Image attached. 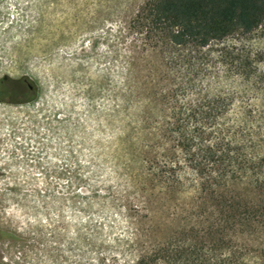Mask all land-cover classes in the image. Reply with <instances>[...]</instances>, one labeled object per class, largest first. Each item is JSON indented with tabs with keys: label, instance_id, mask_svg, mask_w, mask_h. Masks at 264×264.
Instances as JSON below:
<instances>
[{
	"label": "rangeland",
	"instance_id": "obj_1",
	"mask_svg": "<svg viewBox=\"0 0 264 264\" xmlns=\"http://www.w3.org/2000/svg\"><path fill=\"white\" fill-rule=\"evenodd\" d=\"M146 1L2 0L1 264H167L174 232L204 236L211 203L169 131L175 75L128 28ZM203 52L195 84L229 98L222 119L264 156V22ZM172 160L178 176H154ZM252 179L225 188L264 198ZM226 239L217 253L264 264L260 223Z\"/></svg>",
	"mask_w": 264,
	"mask_h": 264
},
{
	"label": "trees",
	"instance_id": "obj_2",
	"mask_svg": "<svg viewBox=\"0 0 264 264\" xmlns=\"http://www.w3.org/2000/svg\"><path fill=\"white\" fill-rule=\"evenodd\" d=\"M263 22L264 0H147L129 21L131 34L157 48L175 75L173 87L164 94L172 103L169 131L185 154L184 166L194 171L212 208L199 212L212 216L207 227L199 229L203 237L196 236L193 227L169 237L160 255L167 264H234L231 257L217 253L219 244L214 243L227 240L229 229L264 226V198L253 200L225 188L250 174L264 191V156L251 151L246 140L237 139L222 119L231 105L229 98L211 96L195 84L207 64L203 48L250 32ZM177 167L183 165L172 160L151 170L158 179L167 180L178 176ZM205 237L214 239L215 250Z\"/></svg>",
	"mask_w": 264,
	"mask_h": 264
},
{
	"label": "flooded vegetation",
	"instance_id": "obj_3",
	"mask_svg": "<svg viewBox=\"0 0 264 264\" xmlns=\"http://www.w3.org/2000/svg\"><path fill=\"white\" fill-rule=\"evenodd\" d=\"M0 4H2V0H0ZM8 77L7 76H4L2 78V75H0V103H2V80H7ZM25 82H27V78H24L23 79ZM20 81V80H19ZM23 82V81H22ZM24 82V83H25ZM25 89L22 90V93H20L19 96H26V94L30 91H33L34 89V85L32 83H30L29 81L27 82V84L25 85ZM4 91V90H3ZM23 100V99H21ZM0 226L2 227V222H0ZM2 237V234L0 235ZM0 237V238H1ZM0 253H2V249H0ZM1 261H2V257H1ZM1 264V262H0Z\"/></svg>",
	"mask_w": 264,
	"mask_h": 264
},
{
	"label": "bare ground",
	"instance_id": "obj_4",
	"mask_svg": "<svg viewBox=\"0 0 264 264\" xmlns=\"http://www.w3.org/2000/svg\"><path fill=\"white\" fill-rule=\"evenodd\" d=\"M4 3V2H3ZM5 7V6H4ZM2 11V10H1ZM2 14V12H0ZM2 107V105H0ZM1 109V108H0ZM1 113V112H0ZM1 118V117H0ZM0 167H2V161H0Z\"/></svg>",
	"mask_w": 264,
	"mask_h": 264
}]
</instances>
